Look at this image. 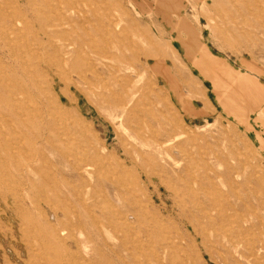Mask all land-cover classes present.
Listing matches in <instances>:
<instances>
[{
    "label": "rangeland",
    "instance_id": "obj_1",
    "mask_svg": "<svg viewBox=\"0 0 264 264\" xmlns=\"http://www.w3.org/2000/svg\"><path fill=\"white\" fill-rule=\"evenodd\" d=\"M0 264H264V0H0Z\"/></svg>",
    "mask_w": 264,
    "mask_h": 264
}]
</instances>
